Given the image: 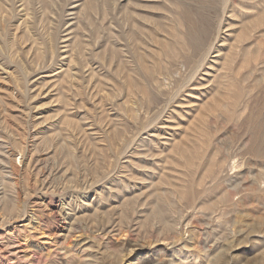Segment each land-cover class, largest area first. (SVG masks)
<instances>
[{"label":"rangeland","instance_id":"1","mask_svg":"<svg viewBox=\"0 0 264 264\" xmlns=\"http://www.w3.org/2000/svg\"><path fill=\"white\" fill-rule=\"evenodd\" d=\"M263 9L0 0V264H264Z\"/></svg>","mask_w":264,"mask_h":264},{"label":"bare ground","instance_id":"2","mask_svg":"<svg viewBox=\"0 0 264 264\" xmlns=\"http://www.w3.org/2000/svg\"><path fill=\"white\" fill-rule=\"evenodd\" d=\"M208 1H209V0H208ZM214 2H215V1H214ZM221 2H222V0H221ZM140 3H141V2H140ZM215 3H216V2H215ZM136 4H137V3H136ZM212 4H213V3H212ZM22 5H24V3H23ZM225 5H226V4H225ZM175 6H176V5H175ZM212 6H213V5H212ZM205 7H206V6H205ZM213 7H214V6H213ZM216 8H217V7H216ZM218 8H219V7H218ZM221 8H222V7H221ZM131 9H132V8H131ZM208 9H209V8H208ZM211 9H212V8H211ZM141 10H142V9H141ZM184 10H185V9H184ZM263 10H264V9H263ZM215 11H216V10H215ZM136 12H137V11H136ZM182 13H183V12H182ZM185 13H186V11H185ZM217 13H218V12H217ZM262 13H264V11H262ZM131 14H133V13H131ZM145 14H146V13H145ZM190 14H191V13H190ZM200 14H201V13H200ZM206 14H207V13H206ZM208 14H209V13H208ZM260 14H261V13H260ZM134 15H135V14H134ZM147 15H148V14H147ZM183 15H184V14H183ZM198 15H199V14H198ZM198 15H197V17H199ZM210 15H211V14H210ZM213 15H214V12H213ZM186 16H187V14L184 15V17H186ZM190 17H191V16H190ZM197 17H196V18H197ZM201 17H203V16H201ZM205 17H206V16H205ZM211 17H212V15L210 16V20H209V17H208V18H203L204 20L201 19V18H200V19L198 18L200 22L198 23V26H199V27H198L197 33H196L195 35H192V37L190 36V37H191L190 39H192V42L195 44V48H194V45H193V48H192V49H194V52H196V53H193V51H192V53H193V57H194V55H196L197 53H198L199 55H200V54H201V55H203V54L205 55V54L207 53V47H206V45H208L207 42H209L208 39H209L210 36H211V31H212L211 29H215V28H216V27H215L216 24H213L214 21L212 20V18H213L214 16H213L212 18H211ZM218 17H220V16H218ZM132 18H133V17H132ZM143 18H144V17H143ZM156 18H157V17H156ZM160 18H161V17H160ZM169 18H170V17H169ZM187 18H188V16H187ZM215 18H216V17H215ZM259 18H260V19H263V18H264V14L262 15V18H261V17H259ZM145 19H146V18H145ZM213 19H214V18H213ZM134 20H136V21H134L135 26H136V30H135L136 32H134V30H133V35H135V36L137 37V35L140 34L141 36H140V35H139V36H140V37L143 36L144 38H145V36L147 35L146 37H148V38H152L151 35L153 34L152 31H153L154 29H152V31H151V30H150L151 28H149V27H152V26H149L150 24L148 25L147 22L139 21L140 19H136V18H135ZM189 20H190V19L188 18L187 21H189ZM202 20H203L204 22L207 21V22H205L206 24H202V23H201ZM214 20H215V19H214ZM130 21H131V19H130ZM144 21H145V20H144ZM159 21H160V20H159ZM178 21H179V20H178ZM190 21H191V20H190ZM190 21H189V22H190ZM212 21H213V22H212ZM263 21H264V20H263ZM148 22H149V21H148ZM157 23H158V22H157ZM163 23H164V21H163ZM171 23H172V22H171ZM196 23H197V21H196ZM229 23H230V22H229ZM229 23H228V25H229ZM167 24H168V23H167ZM151 25H152V23H151ZM155 25H157V24H155ZM211 25H212V26L214 25L215 28H212ZM221 25H222V24H221ZM251 25H252V24H251ZM148 26H149V27H148ZM164 26H165V25H164ZM190 26H191V22H190ZM253 26H254V25H253ZM127 27H128V26H127ZM131 27H132V26H131ZM254 27H255V26H254ZM188 28H190V27H188ZM188 28H187V29H188ZM192 28H194V27H192ZM166 30H167V28H166ZM138 31H140V32H138ZM147 31L149 32L150 35L145 34ZM156 32H157V31H156ZM188 32H189V31H188ZM188 32H187V33H188ZM213 32H214V31H213ZM215 32H216V30H215ZM215 32H214V33H215ZM131 33H132V32H131ZM134 33H135V34H134ZM137 33H138V34H137ZM177 33H178V32H177ZM177 33H176V34H177ZM182 33H183V32H182ZM187 33H186V35H187ZM189 33H190V32H189ZM192 33H193V32H192ZM192 33H191V34H192ZM214 33H213V34H214ZM155 34H156V33H155ZM171 35H172V34H171ZM173 35H174V34H173ZM220 35H221V34H220ZM152 36H153V35H152ZM132 37H134V36H132ZM132 37H131V38H132ZM140 37H139V38H140ZM174 37H176V36L174 35ZM177 37H180L179 33H178ZM186 37H187V36H186ZM219 37H220V36H219ZM134 38H135V37H134ZM134 38H133V39H134ZM181 38H182V37H181ZM181 38H180V39H181ZM152 39H153V38H152ZM170 39H171V38H170ZM172 39H174V38H172ZM172 39H171V40H172ZM175 39H176V38H175ZM190 39H189V40H190ZM210 39H211V38H210ZM134 40L137 41L136 39H134ZM146 40H147V39H146ZM178 40H179V38H178ZM178 40H174L173 42L175 43V42L178 41ZM140 41H141V40H140ZM143 41H144V40H143ZM169 41H170V40H168V43H169ZM184 41H185V40H184ZM211 41H212V40H211ZM138 42H139V41H138ZM156 42H157V41H156ZM162 42H163V41H161V43H160V42H159V43H160V44H163ZM178 42H179V41H178ZM178 42H177V43H178ZM181 42H182V41H181ZM187 42H188V41H187ZM190 42H191V40L189 41V43L187 44L186 47L189 46ZM144 43H145V42H144ZM144 43H143V44H144ZM170 43H172V42H170ZM179 43H180V42H179ZM179 43H178V45H179ZM184 43H185V42H184ZM164 44H165V43H164ZM180 44H181V43H180ZM185 44H186V43H185ZM209 44H210V43H209ZM130 45H131V44H130ZM145 45H146V44H145ZM165 45H168V44H165ZM67 46H68V45H66V47H67ZM134 46H135V45H134ZM147 46H148V45H147ZM171 46H172V45H170V46H168V47L173 48V47H171ZM174 46H175V45H174ZM182 46H183V45H182ZM182 46L180 45V47H182ZM190 46H191V44H190ZM144 47H145V46H144ZM168 47L166 46L165 48H168ZM175 47H176V50L174 49L175 51H174V50H170V49L168 48V49L170 50V52L173 51V52H172L173 54H172V53H169V51H168V54H170V56H171V54H172V56H171L170 59H168V60L165 59V60L167 61V63H165L166 66H164V63H163V62H162L163 64H161V62H160V63H158V64H160L161 67H158V68H162V69H164V68L173 69V68H175L174 66L177 64V61H178V60H181V61H182V58H183L184 60H186L187 63L190 64V62L192 61V60H191V58H192V57H191L192 54H191V56H189V57H191V58L188 59V58H187V55H188V54H187V50H186V49H185V50H186V51H185L186 53H185L184 51H182V50H184V49H182L183 47L181 48V52H179V51H180V50H179L180 48H178L177 46H175ZM146 48H147V47H146ZM163 48H164V47H163ZM163 48H162V49H163ZM177 48H178V49H177ZM189 48H190V47H189ZM139 49H140V48H139ZM187 49H188V48H187ZM192 49H190V50H192ZM212 49H213V47H212ZM135 50H136V49H135ZM142 50H143V49H142ZM147 50H148V49H147ZM177 50H178V52H177ZM138 51H139V50H138ZM163 52H164V51H163ZM174 52H177V53L175 54ZM130 53H131V52H130ZM134 53H135V52H134ZM43 54H44V52H43ZM151 54H152V53H151ZM154 54H155V53H154ZM164 54H165V53H164ZM198 54H197V56H199ZM132 55H133V54H132ZM139 55H140V53H139ZM143 55H144V54H143ZM136 56H138V53H136ZM136 56H135V57H136ZM154 56H155V55H154ZM147 57H148V56H147ZM204 57H205V56H204ZM136 58H137V57H136ZM143 58H144V57H143V56L141 57V55H140V60H142ZM166 58H168V57H166ZM180 58H181V59H180ZM197 58H198V57H197ZM200 58H202V56H201ZM134 59H135V58H134ZM194 59H195V58H194ZM194 59H193V60H194ZM123 60H124V59H123ZM143 60H145V59H143ZM184 60H183V61H184ZM189 60H191V61L189 62ZM196 60H197V59H196ZM137 61H138V60H137ZM156 61H157V60H156ZM156 61H155V62H156ZM138 62H140V61H138ZM146 62H147V61H146ZM155 62H154V65H156ZM157 62H158V61H157ZM157 62H156V63H157ZM178 62L180 63V61H178ZM123 63H124V62H123ZM143 63H145V62H143ZM193 63H194V62H193ZM193 63H192V64H193ZM150 64H151V63H150ZM181 64H182V63H181ZM186 65H187V64H186ZM146 66H148V65H146ZM150 66H151V65H150ZM157 66H158V65H157ZM177 66H178V65H177ZM143 67H145V66H143ZM153 67H154V70H155V66H153ZM153 67L151 66V69H152V70H153ZM190 67H191V65L189 66V68H190ZM146 68H147V67H146ZM189 68H188V69H189ZM144 69H145V68H144ZM149 69H150V68H149ZM151 69H150V71H151ZM154 70H153V71H154ZM157 70H161V69H157ZM157 70H156V71H157ZM177 70H178V69H177ZM147 71H148V70H147ZM153 71H152V72H153ZM148 73H149V71H148ZM150 73H151V72H150ZM157 73H158V72H157ZM157 73H156V74H157ZM151 74L154 75V73H151ZM156 74H155V75H156ZM147 75H148V74H147ZM153 75H152V78L155 77V76H153ZM182 75H183V74H182ZM167 76H168V75H167ZM157 77H158V76H157ZM149 78H151V77H149ZM132 79H133V78H132ZM154 80H155V79H154ZM154 80H153V81H154ZM71 81H72V80H71ZM156 81H157V80H156ZM156 81H155V82H156ZM179 81H180V80H179ZM179 81H178V82H179ZM178 82H177V84H178ZM180 82H181V81H180ZM131 83H132V81H131ZM133 84H134V83H133ZM157 84H158V82H157ZM157 84H156V85H157ZM137 86H138V85H137ZM157 86H158V85H157ZM159 86H161V85H159ZM162 86H163V84H162ZM141 87H142V86H141ZM142 88H143V87H142ZM140 89H141V88H140ZM160 89H161V88H160ZM160 89H159V92L161 91ZM173 89H174V88H173ZM170 90H171V89H170ZM174 90H175V89H174ZM174 90H173V91H174ZM147 91H148V90H147ZM165 91H166V90H165ZM150 92H151V91H150ZM162 92H163V91H162ZM167 92H168V91H167ZM144 93H145V92H144ZM144 93H143V94H144ZM148 94H149V93H148ZM160 94H162V93H160ZM163 94H164V93H163ZM156 95H157V94H156ZM150 96H151V95H150ZM147 97H148V96H147ZM171 98H172V97H171ZM23 118H24V117H23ZM263 120H264V119H263ZM263 120H261V121H263ZM263 122H264V121H263ZM263 122H262V123H263ZM262 123H261V124H262ZM259 124H260V123H259ZM262 125H263V124H262ZM259 126H261V125H259ZM262 132H263V131H262ZM261 135H262V134H261ZM261 137H262L263 143L261 142V143H262V146L260 145L261 147H258V149H259V150H264V134H263V136H261ZM255 138H256V136H255ZM259 139H260V138H259ZM259 141H260V140H258L257 143H258ZM259 143H260V142H259ZM254 152H255V151H254ZM10 153H11V151H10ZM31 154H32V153H31ZM1 155H2V154H1ZM2 160H3V159H2ZM2 160H0V161H2ZM33 160H34V159H33ZM33 160H32V158H31V161H32V162L29 161L30 163L28 162L29 164L27 165L28 168H29V170H30V174L32 173V174L34 175L33 178H32V179H34V180H33V181L31 180V183H32L31 185H32V187H33V186H38V185L48 186V183H49V176H50V173H51V170H52V169L50 170L49 166H48V167H47V166H42V167L40 166V167H38V165H36V161H35V164H34V163H33ZM35 160H36V159H35ZM233 165H234V164H233ZM234 166H237V165H234ZM48 171H49V172H48ZM53 173H54V172H53ZM32 174H31V175H32ZM52 176H53V175H52ZM4 202H5V201H4ZM16 204H17V203H16ZM18 206H19V205H18ZM11 207H12V206H11ZM13 207H15V205H14ZM50 209H51V212H55L54 209H52V207H51ZM183 217H184V216H183ZM185 217H186V216H185ZM180 219H181V218H180ZM181 221H182V219H181ZM171 222H172V221H171ZM171 222H168L169 224H168L167 226L170 228V230H172V231L174 232V231H175V227H176L177 225H176V226H175L174 224L171 225ZM174 226H175V227H174ZM177 228H178V227H177ZM130 250H131V251H130V253H131L132 251H135V252H136L137 250H141V248H140V247H133V248H131ZM138 254H139V253H138Z\"/></svg>","mask_w":264,"mask_h":264}]
</instances>
